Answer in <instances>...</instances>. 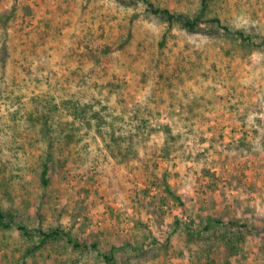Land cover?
<instances>
[{
	"label": "rangeland",
	"instance_id": "1",
	"mask_svg": "<svg viewBox=\"0 0 264 264\" xmlns=\"http://www.w3.org/2000/svg\"><path fill=\"white\" fill-rule=\"evenodd\" d=\"M13 1L0 0V20ZM152 1L189 14L198 7ZM15 4L6 28L0 22V206L13 208L16 223L122 244L143 222L158 244L121 249L119 264H264V52L249 53L208 24L196 33L175 25L161 49L164 22L131 0ZM211 7L232 28L264 35V0ZM129 25L133 38L116 48ZM45 95L61 108L57 120L65 99L91 102L103 117L76 120L77 139L52 145L47 188L40 170L49 147L35 119ZM209 217L247 223L237 252L217 239L187 243L181 224L199 228ZM30 245L18 228L0 230V264H105L63 241Z\"/></svg>",
	"mask_w": 264,
	"mask_h": 264
},
{
	"label": "trees",
	"instance_id": "2",
	"mask_svg": "<svg viewBox=\"0 0 264 264\" xmlns=\"http://www.w3.org/2000/svg\"><path fill=\"white\" fill-rule=\"evenodd\" d=\"M14 0L9 12L1 18L0 22L3 28H6L7 22L11 18L16 8V2ZM212 0H198V7L193 14H189L169 7H162L156 5L152 0H131L135 5L143 3L145 5V12L147 16H155L160 18L164 22V30L162 37L159 41V47L162 49L167 45L168 37L171 36L172 29L175 25L180 26L188 32H198L200 26L208 24L210 26L217 27L225 36L232 37L238 41L241 47L247 52L253 50H260L264 52V35L261 33L246 32L244 29L232 28L224 19L218 14L210 15L212 11ZM138 17L136 13L133 14L130 19V23H134V20ZM133 38V30L129 25L128 33L125 37H121L118 41L117 47L124 49L125 45L130 43ZM114 46L106 45V50H113ZM37 105V115H35L36 121L41 123V133L47 140L49 149L41 160L40 170V182L43 188H47L50 183V172L54 166L55 156L51 151V147L58 141L63 144L64 147H69L74 140H76L77 131L79 126L75 124L76 120L83 121L90 124L92 119H96L101 122L103 117L101 111L95 108V105L91 102L82 103L76 99H65L62 101V110L65 111V118L60 117L57 120V112L61 109L52 96L45 95L43 98L37 97L35 100ZM62 116V115H61ZM72 117V119L69 117ZM165 131L169 132V127L164 126ZM162 180L165 183V187L170 192V186L167 181V173H162ZM177 199L178 196H175ZM16 215L13 208L4 209L0 206V230H9L14 227L18 228L24 236L30 242L28 252H34L46 245L59 242L66 243L70 248L79 253L84 251L94 250L97 255L102 259L105 264H119L117 253L123 249L128 248L131 251H135L140 254L143 250V239H149L151 245L156 246L157 240L151 236V232L147 230V227L143 222L136 221L135 228L140 227L143 231L138 235H134L132 240H127L125 243L118 244L108 238H104L102 233L91 232L88 236H80L74 234L71 230H66L61 225H48L43 226L39 223L35 228L31 229L25 225L18 224L15 221ZM213 223L220 224L223 228L218 233L214 229V233L210 230L214 227ZM192 223H183L179 227L180 233L185 236L187 243H211L212 240L217 239L225 248L231 251L237 252L238 246L245 240V234L243 229L247 227V223L239 221H224L219 218L209 217L204 220L203 227L192 228ZM213 229V228H211ZM141 233L142 236H141ZM102 244L107 245V249H103L100 246ZM76 264V260H74Z\"/></svg>",
	"mask_w": 264,
	"mask_h": 264
}]
</instances>
